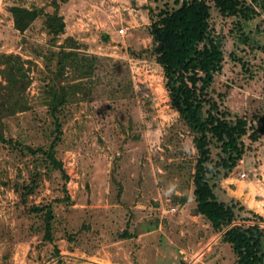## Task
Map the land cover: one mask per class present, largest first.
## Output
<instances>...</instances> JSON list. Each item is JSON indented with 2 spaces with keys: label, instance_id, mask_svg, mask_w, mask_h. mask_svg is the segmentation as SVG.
Masks as SVG:
<instances>
[{
  "label": "rangeland",
  "instance_id": "obj_1",
  "mask_svg": "<svg viewBox=\"0 0 264 264\" xmlns=\"http://www.w3.org/2000/svg\"><path fill=\"white\" fill-rule=\"evenodd\" d=\"M181 1L0 0V264H237L232 225H257L264 251V0H205L223 51L210 95L246 124L230 169L206 134L234 211L219 227L197 210L195 133L150 32Z\"/></svg>",
  "mask_w": 264,
  "mask_h": 264
},
{
  "label": "trees",
  "instance_id": "obj_2",
  "mask_svg": "<svg viewBox=\"0 0 264 264\" xmlns=\"http://www.w3.org/2000/svg\"><path fill=\"white\" fill-rule=\"evenodd\" d=\"M224 14H235L240 0H213ZM151 24L150 32L157 45L158 60L164 72V84L180 116L195 133L194 145L198 162L194 178L197 210L215 227L227 225L233 217V207L219 202L210 187L208 173L213 167L206 134L220 144L223 168H232L241 157L237 136L245 133V122L231 125L219 105L210 95L216 73L222 69L223 51L220 38L211 32L210 6L205 0H182L171 10L161 11ZM241 132H239L238 130ZM237 130V131H236ZM198 134H200L198 136ZM257 225L242 230L232 225L223 239L233 246L237 264H264V251Z\"/></svg>",
  "mask_w": 264,
  "mask_h": 264
},
{
  "label": "built area",
  "instance_id": "obj_3",
  "mask_svg": "<svg viewBox=\"0 0 264 264\" xmlns=\"http://www.w3.org/2000/svg\"><path fill=\"white\" fill-rule=\"evenodd\" d=\"M119 33H123L124 32V28L118 29Z\"/></svg>",
  "mask_w": 264,
  "mask_h": 264
}]
</instances>
